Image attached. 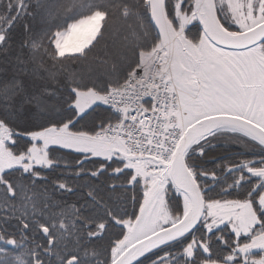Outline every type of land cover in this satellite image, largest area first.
I'll return each mask as SVG.
<instances>
[{
	"label": "snow or ice",
	"instance_id": "1",
	"mask_svg": "<svg viewBox=\"0 0 264 264\" xmlns=\"http://www.w3.org/2000/svg\"><path fill=\"white\" fill-rule=\"evenodd\" d=\"M0 264H264V0H0Z\"/></svg>",
	"mask_w": 264,
	"mask_h": 264
},
{
	"label": "trees",
	"instance_id": "2",
	"mask_svg": "<svg viewBox=\"0 0 264 264\" xmlns=\"http://www.w3.org/2000/svg\"><path fill=\"white\" fill-rule=\"evenodd\" d=\"M235 149H233V151H234ZM229 154H231V153H229Z\"/></svg>",
	"mask_w": 264,
	"mask_h": 264
}]
</instances>
